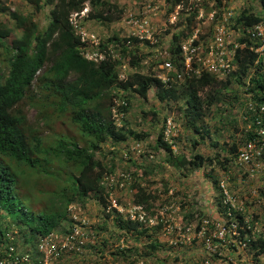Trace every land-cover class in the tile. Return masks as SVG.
<instances>
[{"label":"rangeland","instance_id":"374dc122","mask_svg":"<svg viewBox=\"0 0 264 264\" xmlns=\"http://www.w3.org/2000/svg\"><path fill=\"white\" fill-rule=\"evenodd\" d=\"M105 1L114 6L109 11L103 10L113 21L89 19L91 12L102 9H93L87 2L76 18L80 26L76 32L80 30L88 41L84 50L86 58L100 61V54H106L118 61L119 82L135 73L166 74L160 65L162 59L170 56L171 37L187 32V19L194 13L197 15L190 25L191 33H187L181 44L190 42L194 36L205 38L208 43L217 24L225 25L232 40L237 41L249 30L252 32L251 27H245V33L242 26L234 27L239 13L247 8L262 14L260 0H229L224 3L223 18L216 23H213L218 11L215 0H183L170 15L169 0ZM3 8L6 10L1 13ZM51 9L43 6L35 13L42 29L50 21ZM33 10L27 0H0V18L9 26H12L10 13L29 14ZM260 23L264 33V21ZM114 35L127 49L133 48L134 42H125L124 38L139 40L135 44L138 52L146 56L142 66L136 68L130 64L121 42L107 43L101 50L100 46ZM92 36L96 38L94 41ZM263 40L264 35H258L253 42L262 44ZM259 54L264 58V50ZM261 73L254 68L245 85L235 83L222 92V102L200 122L201 127L209 130L203 140L199 133L187 127L179 110L182 100L160 101L156 86L151 87L146 98L119 89L120 96L112 104V118L119 127L127 124L134 132L148 136L100 146L96 158L106 167L102 180L105 199L92 194L84 206L80 203L70 206L68 231L53 233L48 242H43L46 239L43 238L35 248L24 246L21 232L10 224L0 242V256L7 257L9 247H14L19 264H44L45 260L48 264H264V254L256 255L250 245V240L264 236V172L253 177L247 168L235 164L237 152L249 140L250 118L259 112L254 103L255 93L248 91V85ZM124 96L130 101L128 113L120 109L129 105ZM25 111L30 122L38 125L36 110L26 106ZM169 122L172 132L169 138L164 135V140L172 146L175 155L189 159L201 154L206 159L204 166L178 168L172 153L157 145ZM233 144L238 150H233ZM215 179L219 187L225 183L232 194L235 211L231 214L225 212L222 190L214 183ZM139 186L152 196L141 208L136 203ZM239 211L245 215V223L253 221L255 229L251 235L240 225ZM127 220L141 225L120 229L119 222ZM9 222L8 216L1 220L4 226ZM228 222H235L237 227H231L225 236L219 237L218 226ZM75 225L83 227V244L69 239ZM240 229L244 230V236ZM152 241H158L160 248L146 256Z\"/></svg>","mask_w":264,"mask_h":264},{"label":"trees","instance_id":"16d2710c","mask_svg":"<svg viewBox=\"0 0 264 264\" xmlns=\"http://www.w3.org/2000/svg\"><path fill=\"white\" fill-rule=\"evenodd\" d=\"M171 8L180 5L183 0H169ZM229 0H215L218 10L213 23L223 18L224 3ZM33 7L29 14L10 13L12 26L0 18V242L5 238L6 229L12 224L22 234V244L35 248L43 238L55 232H67L69 208L74 204L85 205L92 194L105 199L106 189L102 180L106 167L96 158L100 146L107 142L119 144L129 139L141 140L148 134L136 133L127 124L119 127L112 118V104L115 97L123 92H132L146 98L152 86L158 89L160 101H183L179 107L187 127L196 131L204 139L209 130L201 127L211 109L222 102V92L235 83L246 84V78L256 68L262 71L260 76L252 78L248 91L255 93L254 103H264V58L251 46L248 37L238 39L246 47L236 51L238 68L226 78L204 73L200 77H185L179 80L176 73L170 74V80L164 83L153 72L144 75L135 73L127 80L119 82L118 61L110 55L95 62L84 55L87 45L77 36L70 18L80 13L89 2L93 9L89 19L111 23L106 16L114 6L105 0H27ZM262 14L243 9L234 19L235 25L252 27L264 21V0H260ZM43 6H50V21L41 28L35 13ZM6 9L3 8L1 13ZM194 13L187 19V32L173 34L171 37L170 60L176 70L181 71V41L191 33L190 25L196 18ZM11 37V38H10ZM122 41V40H121ZM116 35L107 39V43L121 42ZM134 42L133 48L124 46L122 51L129 55L133 67H140L146 57L141 54L135 37L124 38ZM149 43L148 41H146ZM117 90V92H116ZM126 97V96H124ZM128 106L120 109L129 112ZM26 106L36 110L38 125L30 122ZM254 114V113H253ZM255 113L251 118H255ZM250 117V116H249ZM252 137L249 131L248 139ZM159 147L170 151L179 167L201 168L205 158L195 154L187 159L175 155L172 146L164 140V133L158 137ZM196 143L194 144L195 147ZM234 151L238 150L235 144ZM226 161H229L226 158ZM219 187V181L214 180ZM136 195L139 206L147 205L151 195L142 187ZM223 197V193L221 192ZM227 211L226 207L224 208ZM10 222L2 225L3 217ZM240 225L246 233H254V223H245V215L239 211ZM121 219H119L120 221ZM120 229H134L140 222L127 220L119 222ZM11 224V225H10ZM200 226H198V229ZM242 235L244 230L240 229ZM256 255L264 254V236L250 240ZM146 256L158 251L160 244L152 241L147 246Z\"/></svg>","mask_w":264,"mask_h":264},{"label":"built area","instance_id":"2783aa9c","mask_svg":"<svg viewBox=\"0 0 264 264\" xmlns=\"http://www.w3.org/2000/svg\"><path fill=\"white\" fill-rule=\"evenodd\" d=\"M80 16V13H74L70 22L75 32L80 28L79 22L76 19ZM245 27L242 26V31L245 33ZM247 28V27H246ZM262 28L261 23H258L251 27L252 32L249 30L248 34L242 37H248L250 39H257L258 35H264L260 30ZM260 30V32H257ZM80 31V30H79ZM76 32L77 36L83 43L88 42L85 35L80 32ZM195 35V34H194ZM93 41L96 39L94 36ZM205 38L200 39L194 36L190 39V42L181 44V71L176 70L174 63L170 60V56L162 59L160 65L161 69L166 71V74L158 75L164 83L170 80V74L176 73L179 80H184L185 77H200L204 73L215 75L219 78H226L232 72H235L238 68L236 61V51L246 47V43L232 40L231 34L228 33L227 28L223 24H217L212 36L209 37V42ZM264 41V40H263ZM94 44V43H93ZM99 46V43L95 44ZM250 50H255L257 53H261L264 50V42L257 48L250 47ZM170 55V54H169ZM100 61L106 59V54L99 56ZM92 60V59H91ZM96 61V62H100ZM249 131L252 132V137L246 142L245 146L236 154L235 164L241 168H247L251 176L262 175L264 172V103L261 105L258 114L252 119V124L248 126ZM172 132L171 123L169 122L164 132L166 137H170ZM223 193V204L227 211L232 213L235 211L232 194L229 192L225 183L220 184ZM141 208V206H138ZM230 225V226H229ZM237 227L235 222H231L218 226L219 237L225 236L227 231ZM83 227L75 225L72 227V231L69 234L70 240H76L83 244L85 233ZM50 236L43 242H48ZM10 252L7 257L0 256V264H19L20 258L14 254V247H9ZM44 264H48V260L44 261Z\"/></svg>","mask_w":264,"mask_h":264},{"label":"clouds","instance_id":"9594fccd","mask_svg":"<svg viewBox=\"0 0 264 264\" xmlns=\"http://www.w3.org/2000/svg\"><path fill=\"white\" fill-rule=\"evenodd\" d=\"M80 13H81V12H80ZM72 15H73V14H72ZM72 15H71V16H72ZM75 33H76V32H75ZM89 60H91V59H89ZM95 62H96V61H95ZM97 63H98V62H97Z\"/></svg>","mask_w":264,"mask_h":264},{"label":"bare ground","instance_id":"6f19581e","mask_svg":"<svg viewBox=\"0 0 264 264\" xmlns=\"http://www.w3.org/2000/svg\"><path fill=\"white\" fill-rule=\"evenodd\" d=\"M51 235H52V234H51ZM51 235H50V236H51ZM47 237H49V236H47ZM47 237H46V238H47Z\"/></svg>","mask_w":264,"mask_h":264}]
</instances>
